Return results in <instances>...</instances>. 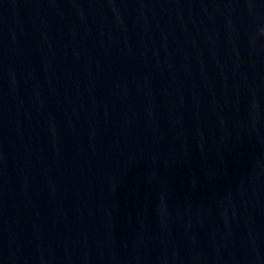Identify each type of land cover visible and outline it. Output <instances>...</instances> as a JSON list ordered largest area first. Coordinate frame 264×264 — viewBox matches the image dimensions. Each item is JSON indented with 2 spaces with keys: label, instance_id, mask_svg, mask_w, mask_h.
Instances as JSON below:
<instances>
[{
  "label": "water",
  "instance_id": "obj_1",
  "mask_svg": "<svg viewBox=\"0 0 264 264\" xmlns=\"http://www.w3.org/2000/svg\"><path fill=\"white\" fill-rule=\"evenodd\" d=\"M264 0H0V264H264Z\"/></svg>",
  "mask_w": 264,
  "mask_h": 264
},
{
  "label": "clouds",
  "instance_id": "obj_2",
  "mask_svg": "<svg viewBox=\"0 0 264 264\" xmlns=\"http://www.w3.org/2000/svg\"><path fill=\"white\" fill-rule=\"evenodd\" d=\"M261 34L264 35V30L261 31Z\"/></svg>",
  "mask_w": 264,
  "mask_h": 264
}]
</instances>
